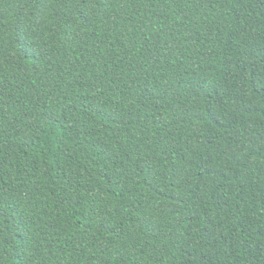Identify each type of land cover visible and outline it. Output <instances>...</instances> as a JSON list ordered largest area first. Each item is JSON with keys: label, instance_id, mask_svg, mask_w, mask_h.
Returning <instances> with one entry per match:
<instances>
[{"label": "trees", "instance_id": "1", "mask_svg": "<svg viewBox=\"0 0 264 264\" xmlns=\"http://www.w3.org/2000/svg\"><path fill=\"white\" fill-rule=\"evenodd\" d=\"M0 264H264V0H0Z\"/></svg>", "mask_w": 264, "mask_h": 264}]
</instances>
